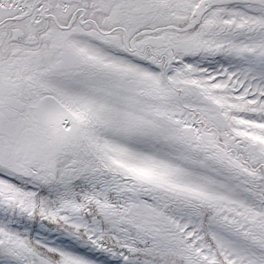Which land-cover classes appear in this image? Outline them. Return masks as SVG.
<instances>
[{"label":"snow or ice","instance_id":"snow-or-ice-1","mask_svg":"<svg viewBox=\"0 0 264 264\" xmlns=\"http://www.w3.org/2000/svg\"><path fill=\"white\" fill-rule=\"evenodd\" d=\"M0 264H264V0H0Z\"/></svg>","mask_w":264,"mask_h":264}]
</instances>
